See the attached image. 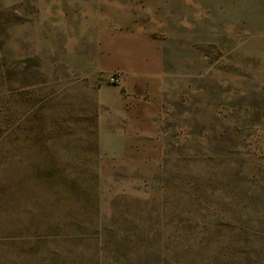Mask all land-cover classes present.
<instances>
[{"label": "rangeland", "instance_id": "obj_1", "mask_svg": "<svg viewBox=\"0 0 264 264\" xmlns=\"http://www.w3.org/2000/svg\"><path fill=\"white\" fill-rule=\"evenodd\" d=\"M0 264H264V0H0Z\"/></svg>", "mask_w": 264, "mask_h": 264}, {"label": "built area", "instance_id": "obj_2", "mask_svg": "<svg viewBox=\"0 0 264 264\" xmlns=\"http://www.w3.org/2000/svg\"><path fill=\"white\" fill-rule=\"evenodd\" d=\"M110 79L111 81L116 82V81H119V76L114 75V76H111Z\"/></svg>", "mask_w": 264, "mask_h": 264}]
</instances>
